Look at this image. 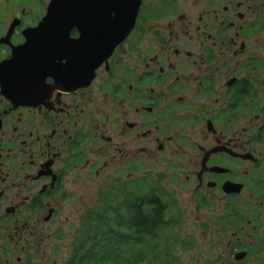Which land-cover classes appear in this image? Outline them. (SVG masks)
<instances>
[{
    "label": "flooded vegetation",
    "instance_id": "flooded-vegetation-1",
    "mask_svg": "<svg viewBox=\"0 0 264 264\" xmlns=\"http://www.w3.org/2000/svg\"><path fill=\"white\" fill-rule=\"evenodd\" d=\"M50 1L0 0V264L80 219L72 189L88 172L102 194L161 167L196 203L236 216V238L256 227L264 0H142L105 59L98 27L51 14Z\"/></svg>",
    "mask_w": 264,
    "mask_h": 264
},
{
    "label": "trees",
    "instance_id": "trees-1",
    "mask_svg": "<svg viewBox=\"0 0 264 264\" xmlns=\"http://www.w3.org/2000/svg\"><path fill=\"white\" fill-rule=\"evenodd\" d=\"M212 207L198 203L199 210ZM181 217L185 214L161 180L141 177L120 183L81 215L63 264H184L181 253L194 248L195 240L183 235ZM248 219L254 224L253 216ZM214 220L221 234L238 221L225 213Z\"/></svg>",
    "mask_w": 264,
    "mask_h": 264
},
{
    "label": "rangeland",
    "instance_id": "rangeland-1",
    "mask_svg": "<svg viewBox=\"0 0 264 264\" xmlns=\"http://www.w3.org/2000/svg\"><path fill=\"white\" fill-rule=\"evenodd\" d=\"M159 170H162V168H153L148 175L137 173L136 180L141 177L149 178V180H161L162 185L173 193L174 200L177 201L180 207V212L185 214V217H181L183 235L192 236L195 240L194 248L183 254L181 253L184 264H206L207 259L210 260L209 264H238L234 260L235 252L238 250L232 247L236 242H238L237 244L242 243V250H246L248 255L250 253V256L244 262H241L242 264H264V207L258 212L252 211L249 213V217L254 214V224L257 225L254 229L251 226H245V230L239 233L238 238L234 235L237 231L236 226L229 227L227 234H221L217 230V223L214 218L225 213L223 209L225 206L221 208V206L214 205L212 210H199L192 188L187 185L182 187V185H179L181 182L173 185V173L170 171L160 172ZM102 177H98L95 172H92L91 175L88 172L86 184L73 186L71 213H78L84 209L86 211L96 206L101 192L98 182ZM184 179L183 175L181 180ZM173 213L177 212L173 211ZM74 216L73 214L71 218L59 221V225L57 223L51 225L49 232L56 228L64 230L65 233L61 238L56 237L59 236V233L56 235L52 233L51 238L48 237L45 240V246L38 251L33 249L31 252L15 253L12 261L10 260V264H63L68 257L73 234L76 228L80 226V219L72 218ZM209 216H212V218H208ZM229 242L231 246H228ZM18 257H20L19 262Z\"/></svg>",
    "mask_w": 264,
    "mask_h": 264
},
{
    "label": "water",
    "instance_id": "water-1",
    "mask_svg": "<svg viewBox=\"0 0 264 264\" xmlns=\"http://www.w3.org/2000/svg\"><path fill=\"white\" fill-rule=\"evenodd\" d=\"M141 3L142 0H51L49 11L56 15L66 14L68 20L82 21L85 26L96 25L100 40H103L105 59L134 27ZM47 20L48 17L45 18ZM20 61L32 66L33 59L25 57ZM225 188L239 192L241 185L227 183ZM247 254V251L239 250L235 253L234 260L243 261Z\"/></svg>",
    "mask_w": 264,
    "mask_h": 264
},
{
    "label": "snow or ice",
    "instance_id": "snow-or-ice-1",
    "mask_svg": "<svg viewBox=\"0 0 264 264\" xmlns=\"http://www.w3.org/2000/svg\"><path fill=\"white\" fill-rule=\"evenodd\" d=\"M43 79V77H41V80Z\"/></svg>",
    "mask_w": 264,
    "mask_h": 264
}]
</instances>
